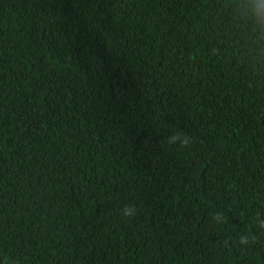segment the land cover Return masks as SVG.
<instances>
[{"label": "trees", "instance_id": "obj_1", "mask_svg": "<svg viewBox=\"0 0 264 264\" xmlns=\"http://www.w3.org/2000/svg\"><path fill=\"white\" fill-rule=\"evenodd\" d=\"M257 214L264 62L224 0H0V258L264 264Z\"/></svg>", "mask_w": 264, "mask_h": 264}, {"label": "clouds", "instance_id": "obj_2", "mask_svg": "<svg viewBox=\"0 0 264 264\" xmlns=\"http://www.w3.org/2000/svg\"><path fill=\"white\" fill-rule=\"evenodd\" d=\"M225 10L230 14V18L236 24V31L240 37V45L245 54L255 63L264 62V0H224ZM188 138L183 133L177 132L171 134L168 144L187 145ZM135 205H125L121 209L123 218L131 219L136 214ZM213 222L216 225L225 223L222 212H216L212 215ZM256 226L264 230V218L259 214L254 217ZM254 233H244L237 239V246L242 250H247L256 242ZM0 264H12L8 256L0 258Z\"/></svg>", "mask_w": 264, "mask_h": 264}]
</instances>
